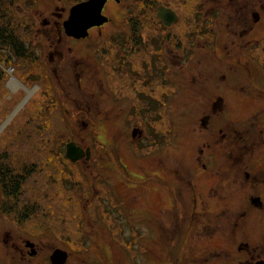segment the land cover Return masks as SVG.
<instances>
[{"label":"rangeland","instance_id":"rangeland-1","mask_svg":"<svg viewBox=\"0 0 264 264\" xmlns=\"http://www.w3.org/2000/svg\"><path fill=\"white\" fill-rule=\"evenodd\" d=\"M77 1L37 0L32 10L12 2L4 23L18 24L10 26L17 47L0 25V126L24 102L0 132L5 229L36 243L32 264H51L56 249L68 252L67 264L264 260V185L253 191L244 175L264 176L263 41L226 45L222 28L218 47L195 49L189 31L203 0H123L107 8L121 13L116 27L57 48L58 16ZM159 5L181 14L174 29L162 27ZM70 141L90 148L91 159L71 163ZM242 241L249 250H239ZM4 254L18 264L11 249Z\"/></svg>","mask_w":264,"mask_h":264},{"label":"flooded vegetation","instance_id":"flooded-vegetation-1","mask_svg":"<svg viewBox=\"0 0 264 264\" xmlns=\"http://www.w3.org/2000/svg\"><path fill=\"white\" fill-rule=\"evenodd\" d=\"M86 1L87 0L77 1L71 6V8L76 4L83 3ZM127 1L128 0H124V3ZM15 2L16 1H13V5L16 4ZM27 2H28V7H27L28 10L36 9L35 6H36L37 0H29V1L27 0ZM111 2H113L116 5H120L123 2V0H108L106 2L104 9H103V14L108 17V22L105 23L104 25L100 26V27H94V28L90 29L89 37L91 36V30L102 29L104 26H106L108 24H113V26L116 27L118 17L121 15V13H119L117 16H115L114 12L108 13L107 8ZM160 6H163L165 8H169L175 12L177 19L172 25H170V26L165 25L164 21L158 17L157 11H158V8ZM259 6H260L261 10H264L261 0H203V1H201L199 3L198 8L196 10H194L195 14H194L193 18H194V21L196 22L197 27L189 31V35H192V40L194 42L193 48H195V49L199 48V45H197V43L198 42L201 43L202 41L204 42L205 47L208 45L213 47V48L218 47V46H215V42H216V38H217L216 37L217 32L214 31V29H220L221 30L222 28L225 29L227 31V35L230 36V38L228 40H225L223 42V44H226V45L230 44L231 46L241 45L242 47H245V44L242 41H245V40L250 41L253 39V36H256V37H258V39H256L257 42L263 41V45H264V33H263L264 23L262 25V29H263L262 30L259 28V25L261 23L260 10H257L259 8ZM19 8H20V6H19ZM71 8L68 9V7L66 6V8L62 9L63 14L61 13L58 16V19L62 18L63 16L65 17V19L63 20V22L62 21L56 22L57 23V32L56 33H58V32L60 33L59 35L56 34L57 40L55 42H56L57 48H65V47H67V44H69L70 41L77 40L75 38L67 37L64 33V28H63V23H64V21H66L68 19L69 15H70ZM122 10L126 14L128 12L130 13V10L128 9L127 6H124ZM19 11H20V9H19ZM239 13H241V15ZM200 15H202V16H200ZM239 16H241V17L239 18ZM156 17L159 19L162 27L166 31L167 30L169 31V30L174 29L177 22L180 21L181 14L177 10H174L172 7L159 5L156 8ZM17 18L19 19V17H17ZM236 18H238V19H236ZM37 22L38 21L35 18V20L33 22L34 27H37ZM236 22L239 24V27H235ZM49 23H50V21H44L43 26H47V25H49ZM15 25H18V24H15L14 21L11 20V26H13L14 29L16 28ZM27 28H31V27L28 26ZM38 31L39 30H37L35 32H37L38 34H41V32H38ZM206 35H212L213 40L204 41L203 39H206V37H207ZM260 38H262V39L260 40ZM82 40H85V39H82ZM79 41L80 40H78L76 42H79ZM247 48H250V46H248ZM215 51H216V49L214 50V52ZM241 51H242V49L240 51H237L236 53H234L233 57L239 56ZM251 51L253 52V50H251ZM230 53L231 52H227V54H230ZM190 59L194 60V57H190ZM193 63H194V61H193ZM207 124H209V122ZM81 161L82 162L86 161V158H82L79 162H81ZM244 175L246 176L245 177L246 182H250L251 187L253 188V191L257 190L259 183H257L256 185L253 183L255 180H257L256 176L253 175L251 178V176L248 177V174H246V173H244ZM211 189L216 190L215 187H212ZM214 197L217 198L216 195ZM1 200H3V195H2V185L0 183V205H2V203H3V201H1ZM252 202L253 203H261L260 198H255V199H253ZM0 213H1V208H0ZM174 217L177 220L176 214H174ZM191 219L194 221L195 220L196 221L202 220V218H200V217L198 218V217H196V215H193V217ZM219 219L221 220V218H219ZM113 220L115 222V219H113ZM6 225H7V223H5L4 218L2 216H0V264H6L5 254H4L5 247L7 249H11L12 252L15 253L14 257H15V259L18 260V264H32L33 261L35 262V258L38 257L40 254V252H38L40 249L38 248V246H36V243L33 242L30 238L22 237V235L19 232L14 231V229H12V230L7 229L6 230L5 229ZM206 229L208 230V228H206ZM215 230H217V229H215ZM215 236L220 237L221 240L224 238L223 235L220 234L218 231H215L214 237ZM241 243L243 244V246L239 247V250H244V249L249 250V244H248L249 242L248 241H242ZM211 258L212 257L207 256L206 258H204L203 263L207 264V263L211 262L212 261ZM13 260H14V258L12 259V262H13ZM259 261H264V260H259ZM259 261H257V262H259Z\"/></svg>","mask_w":264,"mask_h":264},{"label":"water","instance_id":"water-1","mask_svg":"<svg viewBox=\"0 0 264 264\" xmlns=\"http://www.w3.org/2000/svg\"><path fill=\"white\" fill-rule=\"evenodd\" d=\"M108 0H87L86 2L76 4L70 10V15L63 23L64 33L69 38L85 39L89 36L90 29L100 27L108 22V17L103 14V9ZM157 15L165 25H172L177 16L169 8L160 6ZM66 156L72 162H77L86 156L89 161L92 156L90 148L83 149L77 146L75 142H70L66 146ZM69 254L62 249H56L50 256L51 264H66ZM256 264H264L259 261Z\"/></svg>","mask_w":264,"mask_h":264},{"label":"trees","instance_id":"trees-1","mask_svg":"<svg viewBox=\"0 0 264 264\" xmlns=\"http://www.w3.org/2000/svg\"><path fill=\"white\" fill-rule=\"evenodd\" d=\"M13 1H18V0H0V25H5L6 27H9L10 29H11V31L8 29V31L12 34V38L10 37V39L12 40H8V42L9 41H11L12 42V45L14 46V47H17V45H19L18 44V42H16V40H15V38L13 37V35L15 34V31L10 27L11 26V19H10V17L8 16V21H7V24H5L4 23V21H5V19H4V17H5V12H7L8 14L10 13V9H11V6H12V2ZM3 27V26H2ZM2 27H0V39L1 40H4V35H5V33L6 32H4L3 31V28ZM0 40V41H1ZM61 45V44H60ZM21 46V45H20ZM20 49H18L17 51H18V54L20 55V57H24L25 56V52H24V50H23V48L22 47H19ZM78 82V81H77ZM69 86V85H68ZM77 88H75L78 92H80V93H82V94H86L87 95V92L84 90V88H83V85L80 83V82H78L77 83ZM70 87H72V86H70ZM81 94V95H82ZM88 94H89V92H88ZM83 106H84V108H85V105L83 104ZM68 159V158H67ZM69 160V159H68ZM70 161V160H69ZM71 163H73V164H75L74 162H72V161H70ZM261 175H263V173H261V170H259V172L257 173V174H255V176H256V179L257 180H255L253 183L256 185L257 183H259L260 185H264V176H263V178H261L260 179V181H259V178H260V176ZM259 181V182H258ZM15 188H14V191H16V190H18V189H20L21 187H22V185H23V182L22 181H16V182H14L13 184H12ZM8 188V187H7ZM8 194H9V192H8ZM8 194H6V195H8ZM181 205V204H180Z\"/></svg>","mask_w":264,"mask_h":264},{"label":"bare ground","instance_id":"bare-ground-1","mask_svg":"<svg viewBox=\"0 0 264 264\" xmlns=\"http://www.w3.org/2000/svg\"><path fill=\"white\" fill-rule=\"evenodd\" d=\"M9 85L11 86H20V84H19V81H17L15 78H12V80H10V82H9ZM27 90V89H26ZM27 92H28V95H27V97H26V99H28L29 97H30V95L33 93L32 91H30V90H27ZM24 104V102H22L21 104H20V106L18 107V110H19V108L22 106ZM18 110H15V112L12 114V116H10L9 118H7L3 123H2V125L0 126V132H1V130H3L7 125H8V123L11 121V119L14 117V115H15V113L18 111Z\"/></svg>","mask_w":264,"mask_h":264}]
</instances>
